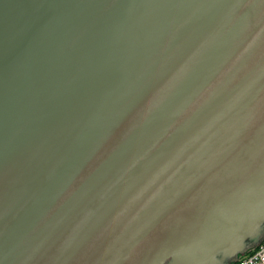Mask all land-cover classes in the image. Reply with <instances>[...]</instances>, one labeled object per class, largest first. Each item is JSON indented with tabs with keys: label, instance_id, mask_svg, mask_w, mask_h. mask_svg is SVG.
I'll use <instances>...</instances> for the list:
<instances>
[{
	"label": "water",
	"instance_id": "1",
	"mask_svg": "<svg viewBox=\"0 0 264 264\" xmlns=\"http://www.w3.org/2000/svg\"><path fill=\"white\" fill-rule=\"evenodd\" d=\"M264 234V0H0V264H227Z\"/></svg>",
	"mask_w": 264,
	"mask_h": 264
},
{
	"label": "built area",
	"instance_id": "2",
	"mask_svg": "<svg viewBox=\"0 0 264 264\" xmlns=\"http://www.w3.org/2000/svg\"><path fill=\"white\" fill-rule=\"evenodd\" d=\"M233 264H264V238L255 247L241 255Z\"/></svg>",
	"mask_w": 264,
	"mask_h": 264
},
{
	"label": "crops",
	"instance_id": "3",
	"mask_svg": "<svg viewBox=\"0 0 264 264\" xmlns=\"http://www.w3.org/2000/svg\"><path fill=\"white\" fill-rule=\"evenodd\" d=\"M263 238H264V234H262L261 237L256 242L244 248L238 256L231 259L227 264H233L241 255H243L244 253L255 247Z\"/></svg>",
	"mask_w": 264,
	"mask_h": 264
}]
</instances>
